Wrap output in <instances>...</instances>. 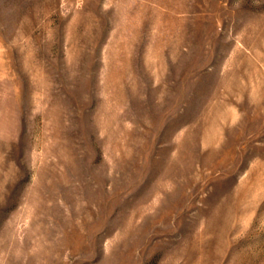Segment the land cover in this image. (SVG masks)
I'll return each mask as SVG.
<instances>
[{"label":"rangeland","instance_id":"374dc122","mask_svg":"<svg viewBox=\"0 0 264 264\" xmlns=\"http://www.w3.org/2000/svg\"><path fill=\"white\" fill-rule=\"evenodd\" d=\"M0 264H264V0H0Z\"/></svg>","mask_w":264,"mask_h":264}]
</instances>
